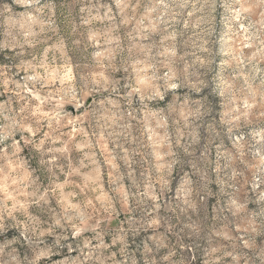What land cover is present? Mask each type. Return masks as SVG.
I'll return each mask as SVG.
<instances>
[{
  "label": "rangeland",
  "instance_id": "rangeland-1",
  "mask_svg": "<svg viewBox=\"0 0 264 264\" xmlns=\"http://www.w3.org/2000/svg\"><path fill=\"white\" fill-rule=\"evenodd\" d=\"M0 264H264V0H0Z\"/></svg>",
  "mask_w": 264,
  "mask_h": 264
}]
</instances>
